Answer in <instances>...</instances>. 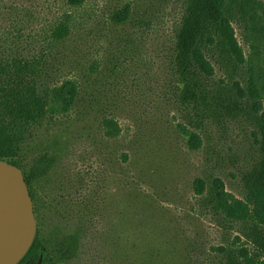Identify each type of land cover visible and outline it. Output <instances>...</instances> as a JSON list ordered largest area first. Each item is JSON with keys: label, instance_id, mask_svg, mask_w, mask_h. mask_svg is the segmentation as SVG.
I'll return each instance as SVG.
<instances>
[{"label": "rangeland", "instance_id": "1", "mask_svg": "<svg viewBox=\"0 0 264 264\" xmlns=\"http://www.w3.org/2000/svg\"><path fill=\"white\" fill-rule=\"evenodd\" d=\"M184 9L185 0H0V36L23 34L30 51L47 44L57 16H73L72 34L44 49V79L76 80L75 105L31 125L22 152L28 166L43 154L53 160L34 183L30 239L38 233L56 264H225L222 248L251 247L194 188L216 176L243 197L260 149L248 114L205 119L179 100L173 48ZM256 13L254 30L234 28L264 95ZM188 129L201 135L200 148L188 145Z\"/></svg>", "mask_w": 264, "mask_h": 264}, {"label": "trees", "instance_id": "2", "mask_svg": "<svg viewBox=\"0 0 264 264\" xmlns=\"http://www.w3.org/2000/svg\"><path fill=\"white\" fill-rule=\"evenodd\" d=\"M64 1L70 7H79L85 2ZM257 6L262 11L259 34L264 40V0H185L173 48L182 104L205 119L248 114L257 126L260 156L243 174V197L229 192L224 181L216 176L199 177L194 183L202 205L223 222L236 227L240 234L238 239L243 237L251 245L222 248L225 264H264V95L255 84L252 66L234 28V23L244 22L248 30H254ZM118 15H122L123 20L128 19V9ZM72 32L73 16L65 11L50 24L44 38L47 44L43 43L36 51L27 48L23 34L13 39L0 36V158L23 170L34 203L37 202L34 183L47 172L53 160L43 154L31 166L27 165L22 152L30 127L50 114L68 112L79 93L76 80H65L61 84L45 81L44 49L65 41ZM216 65L223 73L218 79ZM246 65L250 68L243 71ZM186 134L191 148L203 145L196 131L188 129ZM74 240V234L66 237L64 247ZM56 260L57 255L45 248L36 233L17 264H56Z\"/></svg>", "mask_w": 264, "mask_h": 264}, {"label": "water", "instance_id": "3", "mask_svg": "<svg viewBox=\"0 0 264 264\" xmlns=\"http://www.w3.org/2000/svg\"><path fill=\"white\" fill-rule=\"evenodd\" d=\"M34 201L23 170L0 158V264H17L36 233Z\"/></svg>", "mask_w": 264, "mask_h": 264}]
</instances>
